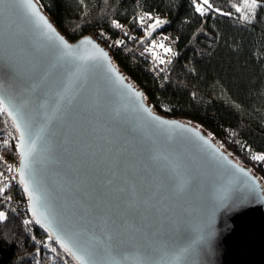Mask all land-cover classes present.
Here are the masks:
<instances>
[{
	"label": "water",
	"instance_id": "1",
	"mask_svg": "<svg viewBox=\"0 0 264 264\" xmlns=\"http://www.w3.org/2000/svg\"><path fill=\"white\" fill-rule=\"evenodd\" d=\"M56 30L71 50L25 0H0V98L17 144L27 125L16 173L26 165L32 220L46 229L47 217L56 243L70 237L77 264H264L257 176L200 126L155 112L91 36ZM84 37L108 59L84 58L95 55Z\"/></svg>",
	"mask_w": 264,
	"mask_h": 264
},
{
	"label": "trees",
	"instance_id": "2",
	"mask_svg": "<svg viewBox=\"0 0 264 264\" xmlns=\"http://www.w3.org/2000/svg\"><path fill=\"white\" fill-rule=\"evenodd\" d=\"M35 1L69 41L96 29L115 32L112 21L129 22L135 37L124 38L123 46L110 53L115 66L143 90L155 112L213 135L226 153L257 176L264 194V161L251 158L264 154V0H257L254 10L250 0H209L212 7L204 14L195 11L192 0ZM138 10L163 17L160 31L177 41L168 68L159 77L148 68L144 47L151 35L137 30ZM162 100L168 103L167 110L160 107ZM0 116V125L16 134L7 114ZM18 206H26V194L16 177L0 195V211L7 217L0 222V264H32L44 257L52 264H77L49 239L45 228L34 222L28 233ZM26 214L32 218L27 210ZM37 236L46 239L44 246L34 240Z\"/></svg>",
	"mask_w": 264,
	"mask_h": 264
},
{
	"label": "built area",
	"instance_id": "3",
	"mask_svg": "<svg viewBox=\"0 0 264 264\" xmlns=\"http://www.w3.org/2000/svg\"><path fill=\"white\" fill-rule=\"evenodd\" d=\"M134 18L137 30L144 31L147 34L149 29L154 24L155 20L159 19L161 21H164L163 17L156 14L150 15L142 10H138ZM113 22L115 21H112V25L115 28V32L107 31L105 29H96L94 32H92V34L78 33L75 37V40L83 36H91L110 54L111 52L116 51L123 46L125 42L124 38L135 37V33L132 32L128 27L129 22ZM117 25H119V27H117ZM160 45H163L164 47L162 48L160 47ZM164 48H169L171 49V51L165 52ZM176 48L177 41L172 36H168L167 34L161 31H158L155 33V35L150 36L149 41L144 47V51L146 52V55L148 57V68L153 76L159 77L165 73L170 63V60L176 51ZM112 61L114 62V64H116L115 60ZM151 106L154 110V105L151 104ZM168 106V103H166L165 101L162 100L160 102V107L162 109L167 110ZM16 136L17 134L13 133L10 129L0 125V187H4L5 184H7L8 186L13 184L17 177L16 171L20 162L21 152L16 147ZM5 140L8 141L7 144L4 143ZM254 156H256V154H251L252 160L255 163H258L259 161H256L253 158ZM262 165L264 166V163H262ZM1 194L2 193H0V195ZM16 208L20 218H22L23 221H29V223L27 224L24 223V228L28 233H31L34 230V221L32 220V218L27 216L26 206H18ZM34 240L41 246H44L46 244V239H43L41 236L34 237ZM32 264H52V262L50 261V259L44 257L35 259ZM64 264L74 263L72 261H68Z\"/></svg>",
	"mask_w": 264,
	"mask_h": 264
},
{
	"label": "snow or ice",
	"instance_id": "4",
	"mask_svg": "<svg viewBox=\"0 0 264 264\" xmlns=\"http://www.w3.org/2000/svg\"><path fill=\"white\" fill-rule=\"evenodd\" d=\"M25 3L27 4V6L33 10V15H35L38 19V21L40 22V24L43 26V28L46 30V33L51 34L55 37L56 40L59 41L60 45L67 50H71L72 49V45L68 44L64 37L59 35L57 33L56 28L54 27V25L41 13L37 12L34 8H33V4H32V0H25ZM192 3L195 5V11L197 13L200 14H204L206 11H208L209 9H211L212 5L209 3V0H192ZM204 5H206L207 7H204ZM250 7L254 10L257 7V0H250ZM115 23V22H113ZM163 23V21L157 19L155 20L154 24L152 25V27L158 26L159 24ZM117 27H119V25H117ZM82 44H89L92 45L93 49L95 50V55L91 56V57H84L86 59H103V60H107L108 59V54L106 52L103 51V49L99 48L97 45H95L93 43V41L91 39H89L88 37H84L83 40L81 41ZM119 43V42H117ZM160 47H164L163 45H160ZM165 52L171 51V49L169 48H164ZM163 62V61H161ZM109 68L111 71H113L115 73V69L111 67V65H109ZM117 78L122 80V77L117 73ZM135 95L140 96L141 94L139 92L135 93ZM0 112H8L9 116H14L15 113L12 111L8 110V106L5 104L4 99L0 98ZM22 119V117H21ZM16 129L17 131H19L20 134V142L17 144V148L21 150V157L22 160L23 158H26L27 153L24 151L25 149V130L27 129V125L24 126V130L21 129L20 124H16ZM5 144L8 143V141H4ZM256 161H264V154L261 155H256L253 157ZM24 167H26V165L22 166L20 168V182L24 185V191L25 192H29V183L27 180H25V172H24ZM239 171L244 172L245 169L241 168L239 169ZM8 185L5 184L4 187H0V193H4V189L7 187ZM30 195V199L32 198V193L29 192ZM34 215H36L37 210L35 208L32 209ZM42 216V214H40ZM7 219L6 217V213L4 211H0V222H3ZM44 220V224L42 226L46 227V230H48L49 232H51V224L48 222L47 217H43ZM35 222L37 224H41V218H37L35 220ZM25 224L29 223V221H24ZM225 227L227 228L228 225L227 223L225 224ZM52 236L51 234L49 235V239H51ZM56 241L57 243L60 244V246L62 248L65 249V251H71V248L69 246V244L71 243V238H65V237H61L60 235L56 236ZM53 251H55V249H52Z\"/></svg>",
	"mask_w": 264,
	"mask_h": 264
},
{
	"label": "rangeland",
	"instance_id": "5",
	"mask_svg": "<svg viewBox=\"0 0 264 264\" xmlns=\"http://www.w3.org/2000/svg\"><path fill=\"white\" fill-rule=\"evenodd\" d=\"M159 114H161V115H165L164 114V112H161V113H159ZM206 135H208V134H206ZM208 136H210L211 138H212V140L217 144V145H219L220 146V144H219V142L212 136V135H208ZM221 148H222V146H220ZM228 155H230V157L232 156L230 153H227ZM233 157V156H232ZM235 160V159H234Z\"/></svg>",
	"mask_w": 264,
	"mask_h": 264
}]
</instances>
